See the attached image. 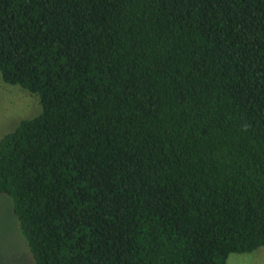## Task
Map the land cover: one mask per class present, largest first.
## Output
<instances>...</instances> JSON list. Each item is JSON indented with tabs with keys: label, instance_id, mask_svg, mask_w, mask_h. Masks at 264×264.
Masks as SVG:
<instances>
[{
	"label": "trees",
	"instance_id": "obj_1",
	"mask_svg": "<svg viewBox=\"0 0 264 264\" xmlns=\"http://www.w3.org/2000/svg\"><path fill=\"white\" fill-rule=\"evenodd\" d=\"M0 142L35 264H228L264 248V0H0Z\"/></svg>",
	"mask_w": 264,
	"mask_h": 264
},
{
	"label": "rangeland",
	"instance_id": "obj_2",
	"mask_svg": "<svg viewBox=\"0 0 264 264\" xmlns=\"http://www.w3.org/2000/svg\"><path fill=\"white\" fill-rule=\"evenodd\" d=\"M1 77V76H0ZM41 114L38 99L19 86L4 84L0 78V142L21 122ZM228 264H264V248L252 254L231 255ZM0 264H35L20 223L13 212V201L0 194Z\"/></svg>",
	"mask_w": 264,
	"mask_h": 264
}]
</instances>
